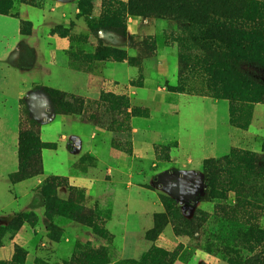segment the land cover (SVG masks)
Listing matches in <instances>:
<instances>
[{"label":"rangeland","instance_id":"374dc122","mask_svg":"<svg viewBox=\"0 0 264 264\" xmlns=\"http://www.w3.org/2000/svg\"><path fill=\"white\" fill-rule=\"evenodd\" d=\"M128 2L0 0V41L33 31L44 41L42 79L31 52L14 49L9 64L0 55L17 171L23 112L39 124L26 125L29 161L39 157L38 140L53 145L40 152L41 175L18 183L11 181L17 171L7 176L17 208L9 210L0 192V244L22 233L23 249L39 255L35 264H257L264 255V30L233 33L224 17L229 9L235 22L264 19V0L210 5L219 41L209 42L208 57L200 26L132 15ZM234 59L237 72L227 68ZM16 67L37 80L22 83L19 96L11 87ZM42 87L83 100L84 112L66 97H58V113L49 112ZM229 95L242 100L233 116ZM165 199L179 214L166 226L156 217ZM131 237H138L135 252Z\"/></svg>","mask_w":264,"mask_h":264},{"label":"trees","instance_id":"16d2710c","mask_svg":"<svg viewBox=\"0 0 264 264\" xmlns=\"http://www.w3.org/2000/svg\"><path fill=\"white\" fill-rule=\"evenodd\" d=\"M217 2H222L223 6L230 7L233 3V0H200V3L198 0H129L128 2V9L129 12H131L132 15H139V16H144V15H154L157 18H167L171 19L174 21H187L188 23L192 25H198L201 27V32L200 35L202 36V41L204 42V52H205V57H208L210 54V50L212 52V46L209 44V42H218L219 37L215 38L212 36L215 33L214 27L216 25H219V18L213 15V9L212 6H215ZM202 5L201 8L197 5ZM212 5V6H210ZM207 8V9H206ZM210 8V9H209ZM1 15H4L5 12L0 11ZM228 14L224 17V21H228L229 27L228 30L231 32L235 33H240L241 35H246L249 33V29L255 27H258L260 30H264V25H263V16H260L257 20H248V19H243V18H238L239 22H235L234 19H236L231 13L230 10L228 9ZM242 14V13H241ZM230 25H232L230 27ZM252 30V29H251ZM212 34V35H211ZM208 41V43H207ZM232 52L233 48H230ZM217 55V53H216ZM229 63L230 66L227 68L230 71H239V66L241 63L237 60L234 59L230 61ZM41 90H43L45 93L50 98L51 101V108L49 109V112L51 113H58V109L62 107V105L59 103L58 97L61 98H68L69 101L71 102H66V103H75L80 109L79 113H83L85 109V103L83 100L71 97L66 95L65 93L54 90L51 88L47 87H42ZM226 99H228L231 102V116L234 115L236 109L235 106L236 102H241L242 100L238 99L235 95H229ZM65 107H69V105H63ZM30 115L23 112L22 115V120H21V131H20V144H19V169L18 171L11 177V181L13 183H18L21 181H24L28 178H32L37 175L42 174V159L40 156V152L43 149H52L53 145L49 144H44L40 140L37 141V148L38 150L36 151L39 154V157L35 160V163H31L29 161V158H27L23 154V147L26 139V134L28 133V127L26 125H34L37 128H39V124L36 123L35 121L29 119ZM264 152V149H263ZM254 162H257V158L253 159ZM36 168L35 173H30L29 170L31 168ZM166 199L164 200V206H165V213L157 215V218L164 219L166 222H164V226L168 224H172L170 221V218H173V215L176 214L175 217H179L178 211L173 208V205L168 203ZM171 202V201H170ZM20 218V217H18ZM15 222V221H14ZM161 233V229L158 230L156 233L151 230L147 233V238L150 241H155L159 234ZM0 247L2 245L0 244ZM28 253L21 247L16 246L14 250V256L11 261L4 262L0 261V264H25L26 258H27ZM260 259H255V262L257 264H264V255L263 253L260 255ZM256 258V257H255ZM253 261V258L250 259Z\"/></svg>","mask_w":264,"mask_h":264},{"label":"crops","instance_id":"0c3cea01","mask_svg":"<svg viewBox=\"0 0 264 264\" xmlns=\"http://www.w3.org/2000/svg\"><path fill=\"white\" fill-rule=\"evenodd\" d=\"M2 39V38H1ZM0 44L2 46V54L1 57L5 58V62L7 64L11 63L12 56L14 49H17L22 54L23 52H31L36 60V63H40V68L38 69L36 66L35 69V78H43V57H44V41L42 39V36L39 31H33L31 35L23 36L20 34H12L10 37H3V39L0 41ZM17 73L16 76L11 77L12 84L11 87L15 88L14 90H17L13 95L19 96L21 94V84L27 81L35 80L34 78L30 77L27 78L26 73L23 72V69L16 67ZM13 78H15L14 87H13ZM7 79V78H5ZM37 81V80H35ZM12 96V95H11ZM10 94L8 95H0V192L6 193L2 194V198H6V207L9 206V210H13L14 208H17V205L15 206V201L13 199H10L7 194L9 190L12 187L11 182L7 179V176L10 173H14L17 171L18 168V160L17 155L15 154L16 147H13V144L15 145L16 140L11 137V135L6 134L8 129H10L11 123H9L10 118L8 119L5 116V113L7 111L4 100L7 97H11ZM8 112V111H7ZM173 125H168L169 129L172 128ZM168 127L166 126V131L168 130ZM186 138L190 137V134L185 133L184 135ZM213 140V137L211 138ZM210 139V140H211ZM210 153H213L214 150L211 148L207 150ZM1 198V197H0ZM4 205V204H3ZM1 206V205H0ZM5 207V208H6ZM154 208H159V206L153 205ZM150 208V206H148ZM134 236V235H132ZM129 244L132 246V251L135 252V250L138 248V237H131L129 239ZM147 243V241H144ZM19 246L22 248L27 247V240L23 237V234H18L14 240H12L11 243L0 247V250L6 252L7 258L5 260H0L4 262L11 261L14 256V250L15 247ZM40 254V252H39ZM38 253H30L28 252L26 262L25 264H35V260L37 258Z\"/></svg>","mask_w":264,"mask_h":264}]
</instances>
